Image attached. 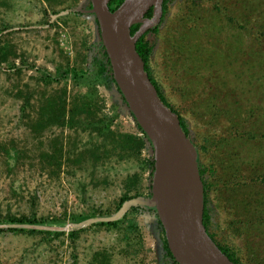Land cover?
Returning a JSON list of instances; mask_svg holds the SVG:
<instances>
[{"label": "rangeland", "instance_id": "374dc122", "mask_svg": "<svg viewBox=\"0 0 264 264\" xmlns=\"http://www.w3.org/2000/svg\"><path fill=\"white\" fill-rule=\"evenodd\" d=\"M90 7L89 0H0V41L12 47L17 66L0 65V216L65 221L32 224L64 232L58 236L10 230L43 229L14 225L30 223H1L0 264H95L102 251L108 264L169 261L162 229L145 206H130L116 219H135L140 235L131 240L99 224L131 199L151 195L147 139L134 152L106 141L107 153L95 156L89 146L100 138L93 128L38 125L48 95L65 91L70 111L73 97L88 87L71 77L47 85L37 68L97 69L91 45L100 40L98 22L73 10ZM147 39L155 78L186 119L201 163L217 171L215 178L206 174L210 231L243 264H264V0H170ZM95 88L98 106L88 119L107 114L113 130L142 136L117 86L101 77ZM55 148L59 164L50 161ZM237 167L240 176L231 179ZM125 192L132 197L120 204Z\"/></svg>", "mask_w": 264, "mask_h": 264}, {"label": "water", "instance_id": "95a60500", "mask_svg": "<svg viewBox=\"0 0 264 264\" xmlns=\"http://www.w3.org/2000/svg\"><path fill=\"white\" fill-rule=\"evenodd\" d=\"M87 9L98 22L100 40L108 55L118 88L137 123L147 134L153 151L151 195L125 204L116 220L130 206L155 207L170 252L179 264H236L210 236L204 224V183L198 150L182 128L179 116L160 98L137 50V40L163 16L164 0H123L112 10V0H89ZM152 16H146L149 10ZM140 24L132 35L131 27ZM99 40V41H100ZM128 104V105H127ZM56 229L51 226L14 224Z\"/></svg>", "mask_w": 264, "mask_h": 264}, {"label": "trees", "instance_id": "16d2710c", "mask_svg": "<svg viewBox=\"0 0 264 264\" xmlns=\"http://www.w3.org/2000/svg\"><path fill=\"white\" fill-rule=\"evenodd\" d=\"M123 0H112L110 3V8L114 10L115 8L118 7L120 3H122ZM170 0H164L163 3V16L161 18L160 23L157 26L151 27L148 29L138 40H137V50L142 56L144 62H145V69L147 73L149 74L152 82L156 86L160 98L164 101V103L174 112L176 113L181 121L182 128L184 129L185 133L190 136V129L188 126V123L186 119L183 117V115L179 112L178 109H176L171 103L168 101L166 98L164 92L161 89L160 84L158 83L157 79L154 76V71L151 65V53L153 47L150 45L149 40L147 39L148 33L152 31H157L159 28V25L161 24L165 12H166V6L167 3ZM80 13V12H77ZM152 13V10L150 9L147 13L146 16H150ZM138 29V24H134L131 27V33L132 35L137 31ZM91 49L95 51V54L98 56L95 57V65H96V70L95 72H92L90 69H86L81 67L80 65L74 64L73 66H69V64L64 67H58L56 72H51L48 71L45 68H37V71L39 72L40 76L39 79L44 81L47 85L59 81L61 78L67 80L69 77H71L76 83H81L84 86H87V91L83 94L77 93L72 101H71V112L67 111V98H66V93L65 91L62 92L61 95L54 96L48 95V97L45 99L43 105L40 108V116H39V123L38 125H41V129L43 127H50L53 125H58V126H65L68 125L70 127L82 125L85 128H93L94 132H96L97 137L99 141L96 142H91L89 149L92 153V155L97 156L98 152L103 149V153H107V144L106 141H109L111 147L113 149H116L119 146H121L125 150H131L134 152V149L140 150V148L143 145V137L146 139H149L147 134L144 132V130L141 128V126L137 123V127L139 131L142 133V136H136L132 134H127V133H122V132H117L112 129V122H113V117H110L107 114L102 115L101 118H93V119H88V117L91 115V113L94 112V108L98 106V98H97V91L95 88V85L100 81L101 77L105 78V81L113 82L116 86L117 83L115 81L112 68L110 65V61L108 58V55L106 53L105 47L103 42L100 40L98 42H95L91 45ZM13 52L12 47L5 42L0 41V65L2 63L7 64L11 68H17L15 64V59L16 57ZM118 91L120 92L123 102H126V99L124 98L123 94L121 93L120 89L117 86ZM30 104V100L26 99L25 104L22 106L24 109L27 107V105ZM128 105V104H127ZM264 137V133H263ZM193 140V139H192ZM195 143V141H194ZM195 145L198 148V145L195 143ZM59 150L60 148H55L54 151L51 155L50 161L52 163L59 164L61 161L59 160ZM199 150V149H198ZM55 153V154H54ZM61 153V152H60ZM200 154V153H199ZM147 167L151 169V173L153 174L154 170V160L150 159L145 162ZM198 164H199V170L200 174L204 183V200H205V211H204V224L206 226L207 231L209 232L210 236L215 240V242L220 246V248L236 263V264H243L241 255L237 250H235L233 247L224 244L222 245L221 243L218 242L214 234L210 231V224H211V215L209 213V207H208V201H209V192L212 189V184L209 182L207 179V171L209 170L210 173L212 174V178L217 177L216 169L213 166H210L209 168H205L203 164L201 163V158L198 156ZM239 167L235 169L234 172L229 173V176L231 179H235L239 177L240 175ZM215 177H214V176ZM254 175V174H252ZM220 178H222L220 176ZM228 181L231 182L229 179ZM240 184V181L238 182ZM132 197L131 194L128 192H125L121 198H120V204ZM144 208H147L150 211H153L157 222L159 223L162 233H163V241H164V247L167 251L169 261L167 264H179L175 258L173 257L172 253L169 250V247L167 245V241L164 235V230L162 227V224L159 220V216L156 212L155 207H148L145 206ZM94 215V214H93ZM82 217L80 215L77 216H72L73 221H78ZM1 223H30V224H50V225H63L65 224L64 219L61 220L60 218H43V217H37L35 214L32 215H21V216H13V215H8V216H0V224ZM126 223V225H125ZM100 225L107 226L109 228H114L118 230H123L125 232V237L128 240H131V235L137 234L140 235L139 227L137 222L135 221L134 218H129V214L124 216L120 220H111L109 222H100ZM4 228H0V231H4ZM10 230L14 232H29V233H43L47 234L49 236H58L64 232H59V231H51V230H44V229H27V228H10ZM77 231H71L70 235H76ZM110 260V255L107 254L105 251L98 252L95 256V264H108Z\"/></svg>", "mask_w": 264, "mask_h": 264}, {"label": "flooded vegetation", "instance_id": "af4514ba", "mask_svg": "<svg viewBox=\"0 0 264 264\" xmlns=\"http://www.w3.org/2000/svg\"><path fill=\"white\" fill-rule=\"evenodd\" d=\"M152 16V13H151V15L150 16H148V17H151ZM157 26V25H156ZM140 27V24H138V28Z\"/></svg>", "mask_w": 264, "mask_h": 264}]
</instances>
